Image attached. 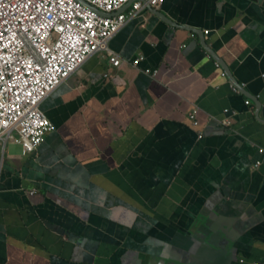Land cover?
<instances>
[{
  "label": "crops",
  "instance_id": "1",
  "mask_svg": "<svg viewBox=\"0 0 264 264\" xmlns=\"http://www.w3.org/2000/svg\"><path fill=\"white\" fill-rule=\"evenodd\" d=\"M109 48L42 104L37 150L0 142V264L200 261L215 210L234 263L264 261V0H165Z\"/></svg>",
  "mask_w": 264,
  "mask_h": 264
},
{
  "label": "built area",
  "instance_id": "2",
  "mask_svg": "<svg viewBox=\"0 0 264 264\" xmlns=\"http://www.w3.org/2000/svg\"><path fill=\"white\" fill-rule=\"evenodd\" d=\"M164 1L136 0L121 11L131 0H0L3 147L13 141L24 155L37 150L55 128L42 110L47 98L95 54L109 53V62L119 67L122 60L110 50L111 39L145 8H159ZM142 60L139 56L132 64ZM190 119L198 125L196 112Z\"/></svg>",
  "mask_w": 264,
  "mask_h": 264
},
{
  "label": "water",
  "instance_id": "3",
  "mask_svg": "<svg viewBox=\"0 0 264 264\" xmlns=\"http://www.w3.org/2000/svg\"><path fill=\"white\" fill-rule=\"evenodd\" d=\"M133 1L136 0H131V2L125 5L121 11L125 10ZM148 9L154 11V8L148 7ZM154 14H156L162 20H165L160 16V12L155 10ZM165 22L171 24L167 20ZM199 35L203 37L202 32H199ZM205 49L215 61L219 62L226 76L232 81V83L237 88H241L240 84L231 77L228 68L223 64V62H221L220 59L209 48L205 47ZM248 96L252 97L250 95ZM253 100L255 101L256 105H259L257 99L253 98ZM224 204H226V206H223L224 212H228L232 209L228 201H225ZM219 216H221L220 220L225 221L226 227L234 217L231 214H220L217 210H215L212 214H204V216H197L194 218L191 230L192 244L190 247L192 248L194 246V249L202 252L204 256L200 261L183 259H180L178 261L183 262L184 264H235L234 262L236 261V252L235 247L231 245L232 237H230L228 231L225 230L226 227L219 225V222L217 220ZM164 257L165 256H163L162 259L157 262V264H176L174 260H172L171 262H167ZM171 259L173 258L171 257ZM149 262H153L151 257L149 259Z\"/></svg>",
  "mask_w": 264,
  "mask_h": 264
}]
</instances>
